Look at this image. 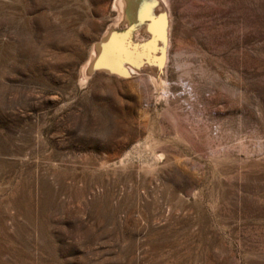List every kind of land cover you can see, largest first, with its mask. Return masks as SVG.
I'll return each instance as SVG.
<instances>
[{
	"label": "rangeland",
	"instance_id": "1",
	"mask_svg": "<svg viewBox=\"0 0 264 264\" xmlns=\"http://www.w3.org/2000/svg\"><path fill=\"white\" fill-rule=\"evenodd\" d=\"M127 12L0 0V264H264V0ZM110 24L164 80L81 79Z\"/></svg>",
	"mask_w": 264,
	"mask_h": 264
},
{
	"label": "bare ground",
	"instance_id": "2",
	"mask_svg": "<svg viewBox=\"0 0 264 264\" xmlns=\"http://www.w3.org/2000/svg\"><path fill=\"white\" fill-rule=\"evenodd\" d=\"M129 5L130 0H115L119 24H131L130 15L127 12ZM147 30L150 31L149 28ZM139 55L142 54L136 49L127 46L124 40L116 35L114 24H110L102 39L94 44L89 60L82 66L80 70L81 79H87L96 66H101L107 70H115L125 74L146 71L151 78H161V80H164L165 60L163 56L154 55L155 57L152 62H148L147 60L139 64L138 60H136ZM145 56L148 58V55ZM139 59L141 60L142 57Z\"/></svg>",
	"mask_w": 264,
	"mask_h": 264
}]
</instances>
